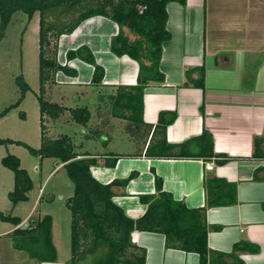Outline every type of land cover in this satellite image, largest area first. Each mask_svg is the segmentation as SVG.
<instances>
[{"label": "crops", "instance_id": "0c3cea01", "mask_svg": "<svg viewBox=\"0 0 264 264\" xmlns=\"http://www.w3.org/2000/svg\"><path fill=\"white\" fill-rule=\"evenodd\" d=\"M166 12L170 37L162 43L158 65L164 80L144 86L143 121L154 126L160 111L175 112V119L165 129L168 142L180 143L207 129L213 138L214 152L229 158L217 163L214 157L207 160L147 157L144 149L150 135L136 142L127 131L129 145L125 150H112L109 140L106 145L98 144L101 149L92 151L88 146L78 152L95 157L97 162L90 166V171L101 183L135 173L125 185L112 187L113 202L128 217L137 218L145 212L146 204L141 202L140 195L155 193V178L159 177L163 190L174 199L182 200L189 208L204 209L210 251L229 254L235 243L245 241L256 250L238 251L237 258L242 264H264V156L253 155L255 138L260 139L259 149L264 153V0H185L183 4L169 1ZM124 31L128 37V34L134 36L128 29ZM117 32L114 21L94 15L81 21L72 32L58 37L59 60L64 57L67 66L76 72V76H69L66 84L84 89L71 93L58 88L56 83L53 88L59 93L57 103L70 107L66 104L70 96L86 99V91H92L93 66L79 58L68 60L65 56L67 51L82 45L103 68V78L96 92L104 91L108 95L118 86L136 85L137 61L110 51V40ZM201 66L204 67V87L184 86L185 69ZM193 77L197 74L193 73ZM97 96L92 103L101 100V95ZM98 108L102 110L103 106H97V112ZM101 118L102 114L99 129L107 122ZM113 158L115 162L109 165ZM61 164L56 162L48 175ZM205 175L233 183L235 202L207 206L203 188ZM35 203L36 200L33 205ZM29 217L28 214L26 220L21 218L19 226L26 225ZM14 227L3 231L4 234ZM131 239L145 249L144 264H198L197 253L166 247L162 233L134 230ZM52 241L57 252L55 261L38 262L27 257L25 264H67L69 256L60 258L53 229ZM4 253L3 264H17V258H23L15 251ZM87 256L82 264L93 260ZM226 260L232 262L231 257Z\"/></svg>", "mask_w": 264, "mask_h": 264}, {"label": "trees", "instance_id": "16d2710c", "mask_svg": "<svg viewBox=\"0 0 264 264\" xmlns=\"http://www.w3.org/2000/svg\"><path fill=\"white\" fill-rule=\"evenodd\" d=\"M185 0H0V40L5 35L7 24L15 11H22L30 20L38 14V93L37 102L40 111V145L29 144L11 138H0V145L18 144L39 158H55L62 163L67 176L73 184V192L66 199L70 214V256L67 264H82L88 254L95 258L87 264H144L145 249L137 246L131 239L134 230L159 232L164 235L165 246L195 252L198 264H242L237 258L238 251L254 252L256 247L240 241L233 245L229 254L210 251L207 246V227L203 208H189L182 200L162 188V181L155 178V193L140 195L146 204L145 212L137 217H128L113 200L114 185H125L135 173L122 179L101 183L91 174L90 166L97 161L89 153H79L67 134L56 138L46 136L42 124L43 114L57 118L68 112L70 118L87 125L90 111L87 106L67 107L46 97L47 88L53 82L57 71L65 75L76 76V72L57 61V40L61 34L72 32L81 21L102 15L114 21L118 32L110 40V51L117 55H127L138 63L136 85L130 88L116 87L115 92L106 95L109 101L108 114L126 120L125 130L138 142L143 136H149L144 149L147 157L158 158H196L207 160L216 158L224 163L229 157L217 154L213 149V138L207 129L200 135L180 143H170L165 137V129L176 117L175 112L160 111L154 126L145 123L142 118L143 88L149 82H162L164 75L159 70L162 43L170 37L166 28V4ZM124 28L134 35L130 39ZM66 58H79L93 66L91 85L98 90L103 78V68L95 62L91 51L84 45L66 52ZM193 73L197 77H193ZM184 86L204 87V67L186 68ZM15 83L20 95L16 102L5 107L0 116H4L12 107L17 106L29 90L22 74L16 75ZM99 110V108H98ZM97 129V130H96ZM99 128L88 127L89 133L99 134ZM90 136V134H88ZM260 139H254L253 155L264 156L259 149ZM117 157V156H116ZM115 157V158H116ZM3 166L13 173V187L7 193L11 207L28 199L32 179L25 168L20 166L19 158L6 153L0 158ZM113 158L109 165H113ZM203 188L207 206L231 205L236 200L235 185L214 175H205ZM0 220L15 226L6 236L11 246L22 251L30 259L38 262L55 261L56 248L52 241V219L49 214L39 217L30 216L24 226L18 215L0 210ZM98 257L96 258V256ZM232 258V262L226 258Z\"/></svg>", "mask_w": 264, "mask_h": 264}, {"label": "rangeland", "instance_id": "374dc122", "mask_svg": "<svg viewBox=\"0 0 264 264\" xmlns=\"http://www.w3.org/2000/svg\"><path fill=\"white\" fill-rule=\"evenodd\" d=\"M128 35L130 39L134 38V36ZM57 61L61 63L59 55L57 56ZM20 74L24 76L30 88L17 106L12 107L4 116H0V138L20 140L36 148L40 145L41 134V116L37 102L39 87L38 14L35 13L28 20L25 13L18 10L11 15L5 35L0 40V112L5 107L15 103L19 97L20 90L15 83V77ZM56 83L59 85H56ZM60 83L56 79V75H54L53 82L46 89V97L48 99H52L54 102L60 99L59 93L54 91L53 87L55 85L58 88L71 91V93H75L78 89H84H80L75 84ZM106 93L104 91L98 93L92 87V91H86V99H71L70 96L69 100L66 101V104L71 108L80 106H88L90 108V119L86 126L74 122L68 112L57 118H51L47 114H43L42 124L45 127L46 136L53 139L60 134H67L73 144H76V151L84 150L88 146L92 151L93 148L101 149L98 144H107L109 140L112 150L127 149L129 140L126 138V120L114 116L113 118L110 117L108 114L109 101L105 95ZM99 94L101 95V100L97 104L92 103ZM100 104L103 109H99L97 112L96 108ZM101 114V119L107 121L104 124L105 126L103 125L101 129H98L99 134L89 133L88 127L99 128L98 125L101 122L99 116L101 117ZM109 120L110 122H108ZM6 153L14 154L19 158L20 166L28 171L33 186L27 192V200L18 202L11 207L7 193L13 187V173L0 162V210L4 213L18 215L25 220L28 214L32 215V217H41L44 214L51 215L54 242L59 250L60 258L70 256V214L65 202L67 197L73 192V184L62 164L48 175L49 171L56 167V162H59L55 158L47 157L41 159L38 156L31 155L24 146L18 144L0 145V158ZM40 195L41 198L39 199ZM35 200L36 203L33 205ZM11 226H13L11 223L0 220V264H3L2 255L5 254L4 251L6 253H12L13 251L19 253L18 255L23 256V258H17V264H25L26 254L13 248L10 239L4 234L6 232H3ZM89 256L95 258L94 254L88 255L87 258ZM24 257L26 258L24 259Z\"/></svg>", "mask_w": 264, "mask_h": 264}, {"label": "built area", "instance_id": "2783aa9c", "mask_svg": "<svg viewBox=\"0 0 264 264\" xmlns=\"http://www.w3.org/2000/svg\"><path fill=\"white\" fill-rule=\"evenodd\" d=\"M67 62H66V59L63 57V60L61 61V65H66L67 66V64H66ZM57 73V74H56ZM55 73V75H56V79L58 80V81H60L61 83H67V82H69V80H70V77L68 76V75H65L62 71H57ZM60 73V74H59Z\"/></svg>", "mask_w": 264, "mask_h": 264}]
</instances>
